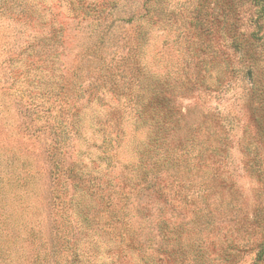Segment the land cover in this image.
I'll return each mask as SVG.
<instances>
[{
  "label": "rangeland",
  "instance_id": "1",
  "mask_svg": "<svg viewBox=\"0 0 264 264\" xmlns=\"http://www.w3.org/2000/svg\"><path fill=\"white\" fill-rule=\"evenodd\" d=\"M193 1L161 0L162 16L158 21L152 19L154 25L148 24L156 36L152 41L155 44L153 55L144 62L150 71L169 74L173 67L178 69L189 57L187 43L204 39L198 32L201 26H196L197 22L190 14ZM12 3L0 1V264H65L64 251L70 252L74 248V226L63 205L69 187L64 181L67 176L62 177L71 164L88 173L85 182H92L96 187L108 184L117 204H122L123 196L129 192V200L137 195H150L157 199V205L160 204L156 189L144 191L140 185H129L128 178H132L129 163L134 161L133 144L137 145L142 137L129 130L124 133L118 130L116 109L110 108L115 96L99 94L85 109L83 98L87 96L88 84L80 82L87 65L83 61L68 65L70 50L76 49V45L103 43L104 47H109L116 41L132 38V25H126L125 21L150 2L120 0L106 22L99 25L82 23L75 29L66 20V2L63 0H45L46 6L51 7L52 20L49 24L42 21L41 25L18 16L20 10ZM212 6L211 3L207 6L209 15L213 14ZM240 11L245 37L258 30L264 35V12L256 20L255 9L249 2L240 6ZM150 13H153L152 5ZM224 30L222 28L212 37L234 60V72L237 73L230 85L223 87L221 92L180 95L177 101L183 113L195 110L191 119L197 127L201 122L206 124L210 136L207 135L205 147L213 148L219 136L226 138L223 152L226 161L221 167L227 185L221 196L234 203V216L225 219L227 229L233 225V220H229L234 217L243 220L257 214L264 220V145L260 140L263 138L261 127L255 129L251 121L248 89L252 87V75L247 73L245 76L236 71L240 67L236 63L239 55L230 51ZM96 50L102 51V46H97ZM52 67L56 73L67 71L68 76L78 73L72 94L66 95L69 87L58 96L51 92L53 87H43L47 79L42 77ZM253 78L257 81L256 87L264 88V54L257 61ZM25 79L39 87H27ZM29 91L34 92L28 94ZM33 106L37 108L33 109ZM77 110L84 121L79 122L80 130L78 128L75 134L66 123ZM119 119L122 122L120 116ZM202 133V130L197 133L200 140L204 137ZM58 160L61 170L58 169L54 176L53 164ZM212 160L213 163L217 161L216 157ZM153 183L166 191L171 188L167 178ZM183 185L186 188L181 189V193H185L183 196L187 201H192L189 182L184 181ZM193 203L198 205L200 199H194ZM184 205H176L172 210L160 208V214L154 213L178 223L187 218L189 210H184ZM126 212L130 214L127 217H132V229L143 227L144 224L136 220L139 215L134 209ZM243 221L250 227L248 220ZM249 231L250 228L240 237L255 239L256 236H245ZM257 250L251 243L246 244L238 264H253ZM103 251L100 249L97 254H92L96 255L90 257L92 264L102 262ZM106 253L110 259L118 258L110 251L106 250ZM153 253L149 250L147 256ZM121 258V264H133L126 255Z\"/></svg>",
  "mask_w": 264,
  "mask_h": 264
},
{
  "label": "trees",
  "instance_id": "2",
  "mask_svg": "<svg viewBox=\"0 0 264 264\" xmlns=\"http://www.w3.org/2000/svg\"><path fill=\"white\" fill-rule=\"evenodd\" d=\"M63 1L66 2V20L75 29L82 23L99 25L106 22L120 0ZM3 2H13V7L20 10L18 16L35 25H41L42 21L49 24L52 20L51 7L46 6L45 0ZM147 2H150L149 6H142L141 11L133 12L132 18L125 21L126 25H132V38L116 41L109 47H104L103 43L76 45V49L70 50L68 65L77 61L87 65L86 74L80 82L88 84L85 89L87 96L83 98L85 109L99 94L102 97L106 94L115 96L110 108L116 109L118 130L121 133L129 130L133 135L142 137L137 145L133 144L134 161L129 163L132 175L128 178L129 185H140L144 191L156 189L157 193H153L157 194L160 204L157 205V199L150 195H137L129 200L130 192L123 196L122 204H117L108 190V184L96 187L92 182H85L88 173L71 164L62 177L67 176L64 181L69 187L63 205L69 211L74 226V248L71 247L73 250L70 252L68 249L66 253L64 251L65 264H92L90 257L96 256L92 254H97L100 249L104 250L100 264H121L122 255L133 260V264H238L248 243L258 249L253 264H264V220L261 217L257 214L250 219L244 217L250 227L236 217L229 220H233V225L227 229L224 226L226 217L234 216V203L221 196L227 185L221 167L226 161L223 153L226 138L219 136L213 148L205 147L207 135L210 136L206 124L201 122L197 127L195 120L191 119L195 110L183 113L177 101L180 95L221 92L223 87L230 85L237 73L234 72V60L212 37L225 28L224 38L230 51L239 55L236 63L240 67L236 71L245 76L247 73L252 75V87L248 89L251 121L255 129L256 126L261 127L263 138L260 140L264 145V88L256 87L257 81L253 78L257 61L264 54V35H260L258 30L245 37L240 20V6L247 2L255 9V19H260L264 12V0H194L190 14L197 22L196 26H201L198 32L204 39L187 43L188 59L178 69L173 67L169 74L150 71L144 63L153 55L151 52L155 48L152 41L156 36L149 30V25H154L163 14L161 0ZM210 3L213 4V14L209 15L207 6ZM151 5L153 13H150ZM220 25L224 27L220 28ZM256 25H259L258 22ZM100 45L102 51H97ZM156 54L157 51L154 56ZM66 73H56L52 67L42 77L47 79L43 87H53L51 92L55 96L63 94L65 87H69L66 95L72 94L78 73L70 76ZM24 84L39 87L26 79ZM66 99L70 98L66 96ZM256 100L261 103L257 104ZM36 108L33 106V109ZM81 121L84 120L77 110L66 125L76 134ZM199 130L203 132V140L197 136ZM55 157L59 159L56 154ZM215 157L217 161L213 163L212 158ZM59 160L53 164L54 176L61 170ZM164 178L171 181V188L167 191L151 184ZM184 181H188L192 188V201H187V197L183 196L185 193H181V189L186 188ZM194 199H200V203L194 204ZM182 204H185L184 210L189 211L187 218L178 223L154 213L157 211L160 214V208L172 210ZM129 209H134L139 215L136 220L144 224L142 228H131L132 217H127L130 214L126 212ZM249 228L245 236L256 238L240 237ZM106 250L118 258L110 259L109 254H105ZM149 250L154 252L153 255L147 256Z\"/></svg>",
  "mask_w": 264,
  "mask_h": 264
}]
</instances>
